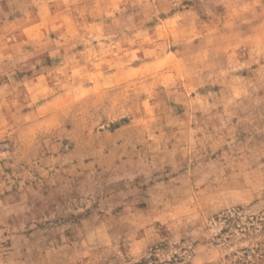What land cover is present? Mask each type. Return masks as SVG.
<instances>
[{"label":"clouds","instance_id":"obj_1","mask_svg":"<svg viewBox=\"0 0 264 264\" xmlns=\"http://www.w3.org/2000/svg\"><path fill=\"white\" fill-rule=\"evenodd\" d=\"M0 264H264V0H0Z\"/></svg>","mask_w":264,"mask_h":264}]
</instances>
